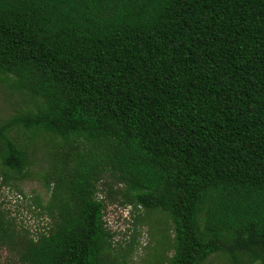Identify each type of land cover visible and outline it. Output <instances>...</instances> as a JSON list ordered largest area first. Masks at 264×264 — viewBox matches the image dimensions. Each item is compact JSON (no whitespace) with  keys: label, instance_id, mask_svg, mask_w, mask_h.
Segmentation results:
<instances>
[{"label":"trees","instance_id":"obj_1","mask_svg":"<svg viewBox=\"0 0 264 264\" xmlns=\"http://www.w3.org/2000/svg\"><path fill=\"white\" fill-rule=\"evenodd\" d=\"M0 81L34 100L1 183L48 153L44 229L0 206L18 264H107L100 192L165 212L166 264H264V0H0Z\"/></svg>","mask_w":264,"mask_h":264},{"label":"rangeland","instance_id":"obj_2","mask_svg":"<svg viewBox=\"0 0 264 264\" xmlns=\"http://www.w3.org/2000/svg\"><path fill=\"white\" fill-rule=\"evenodd\" d=\"M28 108H34V100L28 95L12 91L0 81V122ZM28 176L10 184L1 183L0 206L14 217L17 227L28 229L30 234L43 230L48 220L37 213L36 197L46 202L49 192L43 185L41 174L47 168L48 153L43 146L28 148ZM21 190V192L19 191ZM105 199L104 221L111 233L110 249L105 252L107 264H166L171 253L172 223L160 209L143 208L132 204H120L118 200ZM126 215V217H124ZM165 229L167 241H165ZM0 264H18L5 249L0 250ZM201 264H227L216 253Z\"/></svg>","mask_w":264,"mask_h":264},{"label":"clouds","instance_id":"obj_3","mask_svg":"<svg viewBox=\"0 0 264 264\" xmlns=\"http://www.w3.org/2000/svg\"><path fill=\"white\" fill-rule=\"evenodd\" d=\"M124 217H126V215H124Z\"/></svg>","mask_w":264,"mask_h":264}]
</instances>
